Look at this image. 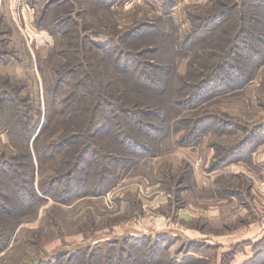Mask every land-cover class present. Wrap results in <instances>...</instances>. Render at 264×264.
<instances>
[{"label":"rangeland","instance_id":"obj_1","mask_svg":"<svg viewBox=\"0 0 264 264\" xmlns=\"http://www.w3.org/2000/svg\"><path fill=\"white\" fill-rule=\"evenodd\" d=\"M0 8L5 30L7 22L14 30L0 41L5 52L12 51L0 56V76L20 85L11 103L0 102V181L5 185H0V246L6 245L0 264H49L52 257L58 264H91L88 257L92 264H229L235 248L219 259L213 246L188 243L183 227L193 221L175 222L173 211L193 194L201 195L210 180L214 185L223 167L249 160L264 142V44L241 29L230 39V29L244 24L240 14L264 17V0H0ZM148 25L159 32L140 40L129 36ZM253 25L262 26L254 22L247 29L264 38ZM127 37L137 45L115 41ZM81 40L99 54L115 53L118 46L146 51L142 66H159L156 77H170L171 88L164 92L160 80V95L153 94L149 103L139 99V105L158 106L163 114L140 115L158 130L135 133L137 154H127L134 162L122 165L95 155L96 164L82 163L80 169H86L74 173L78 181H64L71 167L66 159L72 161L73 154L57 155L46 144L58 142L60 134L47 139L45 87L56 75L53 64L64 70L65 60L80 59ZM248 58L254 64L241 72ZM81 65L69 68L72 76L60 94L79 89L72 82ZM89 66L95 75V59ZM75 141L66 149H80V140ZM97 143L113 156L123 154L111 147L109 136ZM53 179L57 183L49 185ZM22 192L25 202L19 206ZM159 195L167 197L168 206L158 205ZM191 248L210 255L193 258L186 253Z\"/></svg>","mask_w":264,"mask_h":264},{"label":"trees","instance_id":"obj_2","mask_svg":"<svg viewBox=\"0 0 264 264\" xmlns=\"http://www.w3.org/2000/svg\"><path fill=\"white\" fill-rule=\"evenodd\" d=\"M28 3L30 2L28 1ZM262 14L264 15V11ZM240 19L243 20L244 24L243 26L237 27L236 23V27L230 29V31L232 30L230 39H232V37L235 38L236 32V37H238V35L240 36L239 29H241L240 31L247 32L249 35L248 38L251 36V40L256 42L260 41L264 44V38L258 35L259 31L251 32L247 29L250 28L248 26L250 23L259 22V24L262 26L256 27L253 25V28L259 29L260 33L264 35V17H262V19L256 16H251V18H249V16L246 14H240ZM148 26V29H139L137 34H132L129 36L133 37V40H140L144 39L145 37H149L147 34H151L153 36L154 32L157 34L160 30V28H158L156 25ZM8 31L9 28L7 27L5 32ZM174 33L172 34L173 36H175ZM128 38L129 37H127V39H121L120 42L117 39H115V41L120 45H137L134 42H131ZM117 43H115V45H117ZM246 46L247 45H242L241 47L245 48ZM96 47V50L102 49L101 47L98 49V45ZM90 48L83 45L81 40L79 45V52H81L80 59L78 57L77 61L76 59L75 61H70L68 59L65 60L63 67L66 69L64 70H58L59 66L55 68L53 64L52 73L56 75L49 85L45 87L46 114L44 124L45 128L48 130L47 139L56 137L55 134H60V139L58 142H46V144L50 149H54L53 151H56L57 155L62 154L65 151L71 152L73 154L72 161H70V159H66V163L68 162L71 164V167L67 169L65 176H63L65 178L61 177L64 181L72 180L73 178L78 181V177H74V173L76 171H82L86 169H80V165L82 163H88L91 161V163L94 164L96 161L95 155L100 157V161H107L109 159L112 161L114 159L119 161L122 165H129L130 163L134 162H131L129 159H127V154H137L135 151H132V146L139 144L135 133L139 134L141 132H145L147 129H157V126L149 122L144 123V120L140 119V115L154 116V118H157L163 114V111H160L158 106L153 109L154 107L148 104L139 105L138 103L142 102L139 99L145 100L143 103H149V100H152L151 96L153 94L160 95V80H164V92L169 91L171 88L169 86L171 80L170 77H164L166 79H159V77H156L157 70H160L159 66H152V69L142 66L140 56H142V54H144L146 51L137 52L132 49L130 50L125 48L124 46L123 48L122 46H118V51L115 53L99 54ZM251 48L252 46L249 45V51ZM239 49L240 46L238 50ZM8 52L12 51L7 50L5 52V49L3 48L0 50V56ZM227 54H231V56L237 55V53H230V50L227 51ZM242 57H247V54L242 53ZM94 59L97 67L99 66L98 70H95V75L91 73L94 70L92 67L90 69L89 66L91 62H94ZM78 62H80L82 65L80 66L77 76L72 84L74 86H78L79 89H75L74 91L71 89L60 94L59 90H61L65 85L66 78L70 79L72 76L71 73L73 70L70 71L69 68L75 64H78ZM245 62V65L240 68L241 72H245L247 70V65L249 66L254 64L251 58L245 59ZM161 71L166 72L163 71V68H161ZM216 77L217 75L215 78ZM213 79L214 78L211 77L208 82ZM89 81L91 82L90 84H88ZM128 82L133 83L135 88L132 85L128 86ZM19 88V84L11 85V81L8 79V77L6 78L5 76H0V102L11 103L13 100V93L15 92L14 89L19 90ZM133 90H135L137 93H132ZM131 95L134 96L135 99H132ZM72 113L76 114V118H73ZM23 115L25 116V113H23ZM56 115H58V119H56ZM63 116H66V118H63ZM52 123L53 127L50 128V124ZM19 124L21 126L22 132H24L25 130L23 128V123L20 122ZM30 130V133H26L25 135L26 143L29 142L33 129L30 128ZM73 133L74 135H72ZM145 135H147L146 132ZM105 136H109L112 139L111 147L114 150H119L123 154L113 156L112 150H109L108 152L104 151L105 149L103 148L107 146L97 142L102 140ZM75 140H77V142L80 140L81 148L70 149L69 147L67 150V146L76 142ZM37 154L40 156L39 152H37ZM87 154H93L94 157L89 158L87 157ZM62 179L61 181H63ZM3 181H0V185L5 187ZM55 181H58V179H53L48 184L53 185L57 183ZM98 186H102V184L99 183ZM41 188L44 190L42 186ZM98 189L100 188L98 187ZM43 192L49 194V191L46 188ZM22 194V197L17 199L19 206L21 203L23 204L25 202L24 192H22ZM3 208L8 210L7 207ZM19 221L20 219L16 218L15 225H19ZM2 231L3 230L1 227L0 232ZM1 247H6V245H1L0 249ZM88 258L91 260L92 264L93 258ZM58 259V257H52L50 260H48L50 261L48 263L58 264ZM65 264L68 263L66 262ZM243 264H264V249H257L254 256Z\"/></svg>","mask_w":264,"mask_h":264},{"label":"crops","instance_id":"obj_3","mask_svg":"<svg viewBox=\"0 0 264 264\" xmlns=\"http://www.w3.org/2000/svg\"><path fill=\"white\" fill-rule=\"evenodd\" d=\"M5 22L4 9L0 8V41L5 35H14L13 25L9 22V31L5 32ZM1 49L3 46L0 45ZM218 174L214 185L209 179V186L206 185L201 195L193 194L183 208L173 211L174 221H193V225L183 227L189 232L188 243L213 246L219 259L230 253L229 249L233 247L231 253L234 256L229 264H243L254 256L257 249H264V228L259 224L264 218V142L252 151L249 160L229 164ZM159 196L158 205L168 206L167 197ZM186 253L193 258H208L210 255L200 253L198 248H191ZM177 258L181 259L180 256Z\"/></svg>","mask_w":264,"mask_h":264},{"label":"built area","instance_id":"obj_4","mask_svg":"<svg viewBox=\"0 0 264 264\" xmlns=\"http://www.w3.org/2000/svg\"><path fill=\"white\" fill-rule=\"evenodd\" d=\"M201 161H202V158L198 157L196 158L195 163L198 165L201 163ZM259 224L261 228H264V218L260 220Z\"/></svg>","mask_w":264,"mask_h":264}]
</instances>
